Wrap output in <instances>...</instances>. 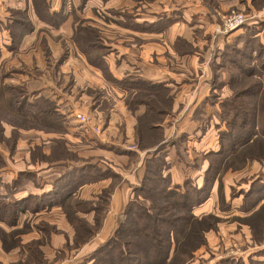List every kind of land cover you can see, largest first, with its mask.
Masks as SVG:
<instances>
[{"label": "rangeland", "instance_id": "1", "mask_svg": "<svg viewBox=\"0 0 264 264\" xmlns=\"http://www.w3.org/2000/svg\"><path fill=\"white\" fill-rule=\"evenodd\" d=\"M2 1L3 2L0 3V12L5 13V15L8 17L1 19L0 25L1 23L3 24V29L6 31L7 35H10V37L11 32L9 30V26H11L13 20L20 19L25 23L27 22L28 25H30L32 31L34 24L38 23V21L36 19L32 21V18L28 17L27 12L35 11L37 17L39 18L38 13L44 15L45 10L49 11L50 7H52L50 6L49 1L45 3L44 0H32L31 4L29 5L25 3V7L23 8H18L17 0ZM131 1L132 0H123V2L116 7L109 5V11H111L112 13L119 12L124 16H132L133 14H136L138 12H145L150 5H153L154 9H158L162 8L165 3L182 7L185 6V4L189 3L192 8L203 9V13H198L197 15H194L192 17H187V21L188 19H190L191 22L189 24L186 20L181 19L185 24L190 25L191 29L188 31L187 35L176 33L175 40L173 42L174 48L179 55H176V58L180 61V67H173L174 70H185V62H183V58L180 57V55L184 51L197 59L198 65L195 69L193 68V70L191 71V76L188 79L192 82V85L188 86L189 84H187L186 86H184V88L179 89L187 92H192V96L189 98H185L182 97V94H180L179 92L178 96L174 99V97L171 96L167 90L159 93L158 96L149 95L151 94V92L148 93V91L152 90L150 89V86L148 84L152 83L142 79V77L140 76L142 74L141 70L134 69L131 71L132 74H124L122 79L120 80L128 84L129 87V89L127 90L128 93L127 95H125V98L122 102L119 101L120 98H118L113 93V91L108 88V86L104 84V82H102L101 79L95 77L93 73L85 70L81 62H78L73 55L70 56V60L68 59L65 63L60 65V61L62 58L60 54L64 51V49L68 48V45H72L73 43L75 45L74 37L76 36V32H79L80 25L77 26V30H75L69 37L67 35H63L65 37L63 39L53 37L54 39H50L49 41L48 47L50 51V57L52 58V62L50 63L52 64V70L50 69L51 72L49 73L50 75H48L49 80L53 79L54 77V81H51V84H53V86H55L66 96L71 98L70 100L76 108L87 110L88 113L79 112L88 115L90 118V121L88 123L90 128L89 130H87L86 134L84 133L87 138L88 132H90V137L99 135L102 132L104 124L107 120V117H105V113L108 114L109 112L110 114H112V119L118 118V120H121L120 126L116 125L118 126V129L119 127H122L121 129H123V131L121 130L120 133L121 139L123 138L126 144L132 146L133 149L137 148L139 151H141L142 154L141 157L132 154V157H129V159H131L130 161L125 159V161L123 162V166H121L124 171L128 172L129 170L133 171L134 169L138 170L141 169L140 166H142L144 168V177L147 168V161L153 158L154 153L157 152L156 150L160 148L157 147L160 144V146L163 147H161L158 152L160 153V150L163 149V152H161V156L165 160L164 165L162 164V168H164L161 169V171L164 175H167L166 170L169 169L171 161L169 163V161L166 160L165 150L167 142L173 141L175 142V147L173 148L172 154L179 155L181 156V158H183V162L181 161V164L186 163L187 171L189 174H191L188 180L191 181L192 186L202 188V192H199L200 194H202V202H204L205 199L209 198L210 193H213L215 197L216 194H218V207L220 212L213 211L196 216L192 211L195 217L201 218L202 223L199 222L200 220H198L196 222L197 227L194 223V225L187 231L186 236H182V232L177 231L178 233L176 234V238L179 239V241L177 242L178 244L182 240L187 241L188 238H191V246H189V248L181 246L179 248L180 250L177 251V255L180 257H184V259L186 260L185 264H264V198L259 195L257 196L258 193L264 192V181H262L260 178H257V175H259L260 173H257V170L251 167V164L255 162V160H257L258 162H262L264 160V138H262L263 140L258 141L259 143L255 146V149L261 150L260 152H262L261 159L248 158L243 159V161H238L239 157L232 158L230 159V162L232 164H228L229 169H221L219 175L208 181L207 185L205 181V171L207 167L205 166H208V160L211 158L209 156L210 152L214 151L207 152L204 149L200 150L197 142H188V136L193 135L196 138L192 139L200 140L202 134L205 132V130H200L198 133L194 132L195 124L191 122V120L194 121V119L197 118L198 113L200 116L201 108L205 106L207 107L209 104L215 105L216 108L221 110L223 102L230 100L233 96L230 78L231 76H235V70L232 69L231 66L227 65L229 62L227 61V56L228 54H230L231 56L234 55L231 50L235 46H243V44L246 42L245 39L248 37L246 36L248 33L246 35L243 34L242 39H234L230 43H227L225 46L222 45V43H219V36H227V34L231 33V31L226 33L221 31L220 26L223 17L230 15L232 12L241 13L246 18L245 23L243 24V26H245L250 18H254V15L257 14L259 10H262L264 8V0H232V2L234 3L230 2L231 0H158V5L160 6H158L156 2L152 4V2L155 0H135L140 4L135 3L130 6ZM82 2L84 3L83 0H80V3L77 5V10H81ZM9 3H11V6L7 7ZM62 9L63 7L59 11H61ZM105 9V6H103L102 8L97 10H99V12L103 14L104 12H106ZM75 11L76 9H70V12L72 14H75ZM20 13H24L23 16ZM200 16H205L206 18H208L213 23V25H215V23L218 24L217 27V24L213 26V32L212 30H210V28L205 29V26H201L202 28L199 27V25L202 24L199 23L201 21H198ZM41 21L47 23L43 20ZM98 26L100 28H103L102 25ZM96 30L98 33L102 34V32L98 30V28H96ZM29 32H27V34ZM101 34H99V37L102 40L101 36L104 37V33L102 35ZM166 34L167 33L162 34L161 37L157 39V43L161 47L165 48V51L161 52V57L165 58V42L168 41L165 36ZM108 35H112V37H120V35L122 34L121 30L119 29L117 31H113ZM23 37L24 36L18 39L17 36L16 42L14 43L10 41L7 46H9L11 50H17L19 44H21L22 42ZM42 39H40V41ZM151 41V39H145L140 36H133L130 39V42L127 43V41L125 40L124 45L134 49L135 52H138L135 48H139L141 44L150 43ZM35 44L36 42L33 45L26 46V49H22V52H19L18 56L8 57L6 64H2V68H4V70H7L11 68L10 66H15L18 68H23L25 69V71H28L27 68H29L33 71L32 75L36 79L42 74H46L49 65H47L46 63L48 59L45 56V64H42L40 45ZM27 48H29L30 51L24 52L27 50ZM49 51L47 50V56H49ZM92 54H95V52H93ZM233 57L241 63L246 60L239 55H234ZM30 64L33 65L31 66ZM2 68L1 75L3 72ZM166 69L170 70L171 68L169 67ZM263 75L264 73L253 78L262 82ZM226 76L228 78L230 77V80H228V82ZM18 81L19 80L8 78L5 79L2 85H0V89H2L3 87L7 88L6 92H4L2 96L0 95V202L11 204V198L23 194L25 190L30 191L32 189H36L38 192L42 189H45L46 191V189L48 190V188H50L48 184L42 181V179L37 176L36 172H34L36 171L37 166H33L32 163H42V165L47 166L50 164L63 166V174L61 175V180L63 181L70 180L74 176L73 169L75 168V165L89 164L95 166V168L100 172H104V175H106V178H108L109 182L100 185L102 186V189L96 196L97 198H80L75 200L73 199V201L71 199V201H69V203L66 204L65 207L63 206L62 212L64 218L66 219L67 223L73 228V234L72 236H69L66 233V241L61 245V248H64V250L61 249L59 252L55 253L52 259L46 258V260L45 258H43V254L41 255L42 251L39 248L41 242L37 241V239L41 237V233L39 232V230L44 232L45 234H48L52 230H57L55 227L49 228L48 226L50 225L46 220L48 219L51 221L58 219L61 217V214L58 215V211H48L47 213L43 212L47 211L44 210V207H46L44 204H38V212L41 211L45 214L40 216L29 215L20 217L19 214L14 222H10L12 217L11 207L9 206L6 208H2L0 210V241L7 250L11 249V256L14 255L15 258H17L19 253V255L23 259V261H21L19 264H47L46 261H52L50 262V264H52L56 261H64L68 256L74 255L72 254L73 251L77 253V250L80 248V246H82L85 242L91 240L95 236V244L99 245L96 248L92 249L90 251L91 253H89L86 258L80 260L79 263L93 264V260L91 259V257L94 251L100 245L105 244L115 236V230L118 224L124 219L123 213L126 205L122 206L120 211L117 213L115 212V208L117 206H108L109 198L114 191L113 189L121 181V179L115 177V172L110 167L105 166L104 161L106 160V157L99 151H96L95 149L97 148H93L95 152H91V149H89V147H87L86 145L76 144L70 140L66 142L65 140L60 138H56V143L53 145L51 144L49 148H46L45 144L40 145L35 143H33L35 145L32 144L28 146V142L26 145H19V129L28 130V128L24 127L21 124L19 127H17V125H14L15 127L13 128V126L11 125L12 114L11 109H9V105L7 104V98L8 96H10V94L18 93V91H13V93L11 91V93H9V89L16 88L19 91H23L19 88H25V86L23 85H27L29 88L30 85L22 83L17 84L16 82ZM120 81H116L115 83L120 86ZM143 81L145 83H142ZM31 83L33 86L35 85V82L31 81ZM87 85L94 88H90ZM82 87H85L86 91L91 94V99L90 96H87L83 92ZM139 88L144 89V91H146L148 94H139ZM94 89L96 90V92L92 94V90ZM199 90H201V92L203 91V93H198L197 95H195V92H200ZM172 93L176 95V91H172ZM137 95H143L142 97L140 96L142 100H149L150 103L148 104V106H151L154 111L147 115H150L151 119H153L154 124L152 125L157 127L155 131L151 132L150 130L146 129L145 131H143L144 127L147 128L149 127L148 125H152L147 123L148 116L143 117V115L146 114L145 112H148V107L145 105L146 102L138 103ZM196 101L199 102L194 107ZM257 101L258 100H256V102ZM173 102H175L176 104L175 113L171 117H169L166 122L165 119L172 110ZM160 109H163L164 111L162 115H159V113L156 112V110ZM189 110H194V117L192 118V115L190 116V118H192L190 122L188 116ZM209 110L212 109L209 108ZM139 116H142L143 119L141 120L142 117ZM37 128L31 127V129ZM95 128H98L97 132H95ZM170 130H172V133L167 135V132H169ZM138 131H140L141 133ZM59 134L63 133L61 132ZM156 135H158L159 138ZM215 136L216 135L213 132H210L207 140L209 138L215 139ZM121 139L119 140V143L121 142ZM157 143L159 144L157 145ZM249 152L251 155H256L257 157L260 156V154L257 155L253 151ZM252 152L254 154H252ZM14 160H17L18 162H13ZM140 162L141 164L139 166ZM10 163H14V165H17L15 168H18V170L15 171L14 168H11V170L14 172L12 175L7 176L8 173L5 172H8L6 168ZM148 166L150 165L148 164ZM154 171L156 172V169ZM226 173H228L227 175H229V177L231 178L229 181H232V177L235 181L230 182V184L227 182V180L226 182L223 181L222 176ZM143 177L137 182L130 181L126 187L130 192L129 200H131L132 198V201H139L140 205L142 204L143 206L148 207V201L143 199V195H140L136 191V188L141 184ZM57 181H55V185H58ZM248 181L251 182L248 191L245 192L244 189H241L244 194L242 197V204L239 205V207L241 211H245V213L250 212V214L245 216H228L226 211L230 208V200H228L227 203L224 204V200H222L219 195L221 187L224 186V190H229V194L232 196L236 194L238 186H240L241 184H245ZM11 186L17 187V189H11ZM55 191L56 190H53L51 188L48 190V193ZM48 193L45 195L51 197V194L49 195ZM98 197H106V201H101V198L98 200ZM35 198L36 197L32 199H34L35 201ZM86 201H88L90 206L82 204ZM256 203H260V205L257 209L252 210ZM30 206H32V203ZM50 207H52V204H48L47 208ZM87 208L92 209L90 211H94L93 222L89 221L91 219L88 216H84V214L90 212H84L87 210ZM104 212H107L108 214L112 212V219L108 220L110 222L109 230L108 228H101L100 225V219H102L103 217L102 216L100 218V216L103 215ZM223 212L225 213L223 214ZM105 216L102 220H106ZM12 225L16 227H13ZM6 228L10 229H8L7 231ZM30 230H35L40 236L34 238V236H36L34 235V231L30 233ZM198 230L202 231L201 236L203 238V242L197 245L196 239L198 235L196 234V231L198 233ZM68 232L71 233L70 231ZM31 237L32 239L29 240ZM100 240H103V242L99 243ZM43 242L45 243L44 237ZM177 243L173 244V247H176ZM183 251H191V255L185 256L181 253ZM87 252L82 253L81 256H83L85 253L87 254ZM171 253L172 255L174 253L172 249ZM80 257H78L77 259H79ZM68 259L70 258L68 257ZM9 264H11V262H9ZM64 264L67 263L64 262Z\"/></svg>", "mask_w": 264, "mask_h": 264}, {"label": "crops", "instance_id": "2", "mask_svg": "<svg viewBox=\"0 0 264 264\" xmlns=\"http://www.w3.org/2000/svg\"><path fill=\"white\" fill-rule=\"evenodd\" d=\"M46 3L49 1L50 3V10L48 11L50 15L60 14L62 21L58 23L56 26L46 24L39 21V18L37 17L35 11H28V17L32 18V21L36 19L38 23L34 24V27L31 32L28 34H24L21 44H19L17 50H11L7 44L10 43L11 37L10 35L6 34V31L3 29V24L0 25V85H2L5 81V79L12 78L19 80L16 82L17 84H29V89L38 91V95H43L46 98L50 97L52 100H54L55 103V111L60 116H65V121L61 123V128L63 131H61L63 134H59L57 132H46L42 129H28V130H20L19 134V145H26L28 142V146L35 144H45L46 148H49L51 144H55L57 140L56 138H60L65 140L66 142L68 140L73 141L76 144H83L89 147L91 149V152L99 151L102 153L106 160L104 161L105 166L110 167L121 179V183L119 182L115 187L114 191L112 192L110 198H109V205L108 206H117L115 209V212H119L121 207L126 205V203L130 199V192L127 189V185L130 181L137 182L141 180L144 173V168L140 166L141 162L139 163V166L141 169H134L129 170L128 172L124 171V169L121 167L123 166V162L125 159L130 161L129 157H132V154H135L139 157H141V151H139L137 148L133 149L132 146H129L125 143L123 138L121 139L120 133L122 127H119L116 125L121 124V120L112 119V114L108 112V114L105 113V117H107V120L104 124V128L102 129V132L99 135H94L90 137V132H88V138L86 137V132L89 129L81 128V126L78 125L77 121L74 119V113L75 112H83L88 113L87 110L78 109L75 107V105L72 103L68 96H66L64 93H62L60 90H58L53 84H51V81H54L53 79L49 80V73L52 70V64H50L52 61V58L50 57V51H49V41L50 39L54 38H65L63 35H67L68 37L73 34V32L76 30L77 26H91L93 28H98L99 31L104 33V37H102L103 46L106 48L108 52L104 53L102 55L103 58V64L104 68L101 69L99 66H93L88 63L86 60V57L83 53L80 52V50L74 45H68V48L64 49V51L60 54V56H64L62 60L60 61V65L65 63L68 59L70 60V56H74L78 62H81L83 68L87 70L90 73H93L95 77L99 78L110 88L113 93L120 98L119 101L123 102V99L125 98V95H127V91L120 87L116 81H120L123 77V75L127 73H131L132 70H141L142 74L140 75L142 79L149 81L152 83V85H159L160 88L155 89L154 91H160L161 93L163 91H168L171 96L174 97V99L178 96V93L182 94V97H191L192 92H187L184 90H179L181 88H184L187 84L188 86L192 85V82L189 81V77L191 76V71L193 68L195 69L198 65L197 59L188 54L187 52H182L180 55L181 58H183L185 70L179 69L180 71L174 70L173 67H180V61L177 60L176 55L177 52L174 48V40L176 33H180L183 35H187L188 31L191 29L190 25H188L190 22V19L187 21V17H192L194 15H197L198 13H203V9L201 8H192L189 3L185 4V6H175L174 4H167L165 3L162 8L154 9L153 5H150L149 8L144 12H138L136 14H133L132 16H124L121 13H112L109 11V5L116 7L120 3L123 2V0H108L106 2H103L102 0H83L84 3L82 4L81 10H77V5L80 3V0H45ZM227 1V0H225ZM3 1L0 0V3ZM32 0H17L18 8L25 7V3L28 5L31 4ZM156 2V4H159L158 0H155L152 2V4ZM232 2V0L230 1ZM140 4L136 2L135 0L131 1L130 6L133 4ZM234 3V2H232ZM63 4V5H62ZM62 5V6H61ZM11 6V3L7 5ZM105 6L106 12L103 14L99 12V10ZM160 6V5H158ZM63 9L59 11L61 8ZM182 7V8H180ZM76 9L75 14H72L70 12V9ZM1 10V6H0ZM108 10V11H107ZM254 10V9H253ZM59 11V12H58ZM65 16V17H64ZM254 18H250L245 26H242L238 29H235L231 31V33L225 35L219 36V43H222V45H226L227 43H230L234 39H241L243 37V34L246 35L247 33H251V38L253 39L254 43L261 46L264 50V8L262 10H259L257 14L254 15ZM5 17H8L5 15V13L0 12V20L4 19ZM27 18V17H26ZM181 19H184L187 21L188 24H185ZM180 21V22H178ZM196 21V20H194ZM201 21L199 23H202L199 25V27H204L205 29L210 28L213 32V23L206 18L205 16H200L199 20ZM98 25H102L103 28H100ZM218 24L216 25V27ZM201 27V28H202ZM95 28V29H96ZM121 30L120 37H112L111 34L113 31ZM208 30V31H210ZM8 33V31H7ZM167 33L165 36L168 39L166 44V58L161 57V52L165 51V48L161 47L157 43V39L161 37L162 34ZM101 34V33H99ZM101 34V35H102ZM43 36V39H42ZM133 36H140L145 39H151L152 41L150 43L141 44L139 48H135L138 52H135L134 49L125 46L124 41L126 40L127 43L130 42V39ZM54 37V38H53ZM40 39H42L40 41ZM48 41V42H47ZM36 42L35 45H40V52L42 54V64H45V59L47 57L48 61H46L48 68L46 74H42L41 76L34 78L33 71L29 68L28 71H25L23 68H18L15 66H10V69L4 70L2 68V64H6L8 57L18 56L19 52H22V49H26V46L33 45ZM46 42V44H45ZM42 43V45H41ZM240 47V45H238ZM70 47V48H69ZM35 50V49H33ZM47 50L49 51L47 56ZM30 51L29 48H27V52ZM256 53L254 52V55ZM46 56V57H45ZM179 56V55H178ZM187 57V58H186ZM187 59V60H185ZM31 65V64H30ZM33 65V64H32ZM31 65V66H32ZM229 65V64H227ZM230 66V65H229ZM171 68L170 70H167L166 68ZM1 68H2V75H1ZM51 69V70H50ZM130 71V72H128ZM264 73V71H263ZM132 74V73H131ZM230 78V77H229ZM227 76V82L230 80ZM115 80V81H114ZM31 81L35 82V85L33 86ZM88 86V85H87ZM86 87V86H85ZM83 88V92L91 97V94H89L86 91V88ZM90 88H94L91 86H88ZM178 90V91H177ZM172 91H176V95L172 93ZM200 92H195L197 95L198 93H203L201 90ZM96 92V90H92V94ZM199 101H196L194 104V107L198 104ZM215 105H209L206 107H202L199 113L197 115V118L192 121L191 119L194 117V110L188 111L189 116V122L191 120L192 123L195 124V131L198 133L200 130H205V132L202 134L201 139H192L196 138L193 135L188 136V142L195 143L197 142L200 150L205 151H218L220 147V135L219 132L224 131L225 123L222 121L220 117V109L213 108ZM212 109V110H209ZM176 110V104L173 102L172 110L167 115V118L165 121L167 122V119L171 117ZM89 111V110H88ZM90 112V111H89ZM192 115V118L190 116ZM12 127V126H11ZM14 128V127H13ZM197 128V129H196ZM210 132H213L216 136L215 139L208 138V135ZM85 133V134H84ZM119 133V134H118ZM172 130L167 132V135L171 134ZM94 137V138H93ZM121 139V142L119 143V140ZM33 144V145H35ZM175 142L169 141L166 145V160L171 161L169 169L166 170L167 175L170 177L171 185H181L183 182L190 178V175L187 171L186 163L181 164V161L183 162V158L179 155H173V148L175 147ZM97 148V149H93ZM169 157V159H168ZM175 159V161H174ZM13 162H18L17 160H14ZM250 164V163H249ZM33 166L36 167V174L39 178L42 179L45 183L48 184V186L51 189L53 188V182L57 180L62 174L64 167L57 164H50V165H42V163H32ZM248 165V163H247ZM12 166V167H11ZM17 165H14V163H10L6 170L8 172L7 176H10L13 174L14 171L11 170V168H14V170H18V168H15ZM84 164L75 165L74 167H82ZM207 167V166H205ZM251 167L257 170V173H260L257 175V178H260L262 181H264V160L262 162H258L255 160L251 164ZM33 171V170H32ZM233 173V172H232ZM222 176L223 181L230 184V182H234V178L232 177V181H229L231 178L229 175ZM227 175V176H226ZM231 175V174H230ZM6 176V177H7ZM194 176V174H193ZM225 177V178H224ZM203 181V180H202ZM201 181V183H202ZM108 178H102L95 182H87L81 184L77 189L71 194L70 201L72 199H89V198H97L96 196L98 193H100L102 189V184L108 183ZM219 182V180H218ZM251 182L248 181L245 184H241L238 186L236 190V194L230 195L229 190H224V186L221 187L219 195L222 200H224V204L227 203L228 200H230V208L227 209V215L228 216H245L250 214V212L245 213V211H241L239 205L242 204V197H243V191L241 189H244L245 192L248 191V188L250 186ZM107 186V185H106ZM11 189H17V187L11 186ZM216 189V187H215ZM48 190L42 189L41 191H38L36 189H32L30 191H24L23 194L17 195L16 197L11 198L10 202L14 203L17 201H20L22 199H25L27 196L32 197H45L48 193ZM55 193V192H54ZM53 192L48 193L49 195L54 194ZM65 194V191H57L56 197H55V203L52 204V207L47 208L48 205L44 204L46 207H44L43 211L47 213L48 211H58V215L61 214V217L55 220H46L50 227H55L57 230H52L48 234H45L44 232L40 231L41 237L37 239V241L41 242L40 249H41V255L43 254V258H50L52 259L55 255V253L59 252L61 249L64 250V248H61L62 243H65L67 235L72 236L73 228L67 223L66 219L64 218L63 212H62V206L60 205L61 196ZM60 195V196H59ZM218 194H216V197L213 195V193L209 194V198L205 199L204 202L196 205V207L193 208V213L196 216L203 215L205 213L209 212H220L219 210V201H218ZM261 196L264 198V192H260L257 194V196ZM55 196V194H54ZM224 198V199H223ZM43 200V199H42ZM34 199H30L29 206L32 203V206L28 207L23 212H19L18 215L20 216H29V215H43L45 213L38 212V206H34ZM88 202V201H86ZM260 203H256L252 210H255L258 208ZM49 209V210H48ZM123 209V208H122ZM92 209H87L84 212L90 211ZM38 212V213H37ZM104 212L103 215L100 216V218L103 216L106 217V220L100 219V225L101 228L104 227V229L110 227V222L108 220L112 219V212L107 213ZM225 212H223L224 214ZM115 215V214H114ZM84 216H88L93 222L94 217V211H90ZM35 217V216H34ZM13 226V225H12ZM63 226V227H62ZM16 227V226H13ZM10 228H6L8 231ZM34 231V238L39 237L40 235ZM30 230V233H32ZM66 231V232H63ZM70 231L71 233H69ZM43 237L45 238V243L43 242ZM94 238V239H93ZM91 240L85 242L80 248L77 250V253L75 251L72 252L74 255L68 256L64 261H56L52 264H79L80 260L87 257L90 251L94 248H96L99 244H95L96 239L95 236ZM32 237L29 239L31 240ZM103 242V240H100L99 243ZM98 243V242H97ZM64 245V244H63ZM11 249L7 250L0 241V264H19L21 261H23L22 257L19 255L17 258H15L14 255L11 256ZM88 251V252H87ZM85 253L83 256H81L82 253ZM77 254V255H76ZM45 256V257H44ZM67 256V255H66ZM75 256V257H74ZM81 256V257H80ZM25 257V255H24ZM80 257L79 259H77ZM72 259V261H71ZM77 259V260H75ZM47 260V259H46ZM75 261V262H74ZM47 264H50L52 261H46ZM60 262V263H59ZM23 263V262H22ZM86 264V263H85Z\"/></svg>", "mask_w": 264, "mask_h": 264}, {"label": "trees", "instance_id": "3", "mask_svg": "<svg viewBox=\"0 0 264 264\" xmlns=\"http://www.w3.org/2000/svg\"><path fill=\"white\" fill-rule=\"evenodd\" d=\"M20 14L23 16L24 13ZM38 15L40 20L47 22L46 24L49 25L55 26L62 21L60 14L53 16L47 10H45L44 15L39 13ZM9 30L11 32V42L15 43L17 36L18 39L22 38L24 34L31 31V27L27 22L17 19L13 20ZM250 35L251 33L246 35L248 37L245 39L246 42L243 46L239 47L237 45L231 50L234 55H239L246 59L244 62L241 63L236 60L233 57L234 55L228 54L227 56L228 64L235 70V76L230 78L233 96L230 100L223 102L220 110V117L225 123L226 129L218 134L221 139L218 151L210 152L209 154L211 158L208 160V166L205 171L206 185L208 181L219 175L221 169H229L228 164H232L230 162L232 158L239 157L238 161L248 158H262L261 150L255 149V146L259 143L258 141L264 138V75L262 82L255 80L253 77L263 74L264 50L261 46L254 43ZM74 38L76 47L85 55L88 63L104 68L105 64H103L102 55L107 50L104 48L97 30L91 26H79V32H76ZM93 52L95 54H92ZM254 52L256 53L255 55ZM120 83L123 89L126 91L129 89L128 84L123 81H120ZM142 83L145 82L143 81ZM148 85L152 90L148 91V93L151 92L149 95L158 96L161 93L157 90L154 91L160 88L159 85ZM23 86L25 88L18 87L23 91H19L16 88L9 89V93L18 91V93L10 94L7 98V104L12 114L11 125L19 127L21 124L28 129L38 127L37 129H42L46 132L61 133L63 131L61 123L65 121V116H60L56 113L54 100L50 97L46 98L43 95H38V91L30 90L27 85ZM6 90L7 88L5 87L0 89V95L2 96ZM138 90L139 94H148L142 88ZM140 96L142 97L143 95H137L138 103L146 102L145 105L148 107V112L142 115L143 117L148 116L147 114L154 110L151 106H148L149 100H142ZM256 100H258V103ZM156 112L159 115L164 113L163 109L156 110ZM147 119L148 124H154L150 115ZM148 126L150 128L144 127L143 131L146 129L152 132L157 129L153 125ZM156 136L159 138L158 135ZM157 147L161 148L163 146L159 144ZM160 148L156 150L157 152L154 153L153 158L147 161L146 173L141 184L136 188V191L143 195L142 198L148 201V207L140 205L139 201H132V198L127 202L123 213L124 219L118 224L115 236L94 251L91 257L93 264H185L186 260L184 257L178 256L177 251L180 250L181 246L189 248L191 246V238H188L187 241L182 240L178 244L179 239L176 238V234L179 231L182 232V236H186L187 231L194 223L196 226L198 220L201 222V218L195 217L192 210L202 202V194L199 193L202 192V188L192 186L191 181L188 179L181 185H171L170 177L164 175L161 171L164 168H162V164L164 165L165 160L161 156L163 149L160 150V153L158 152ZM249 151H253L257 155L260 154V156L251 155ZM253 152L252 154H254ZM155 169L156 172L154 171ZM73 174L74 176L70 180L63 181L61 176L57 179L58 181L55 180L58 184L55 185V181L53 182L52 189L56 190L55 193L53 192L55 196L52 194L51 197H36L34 206H39L38 204H54L57 191H65L59 202L62 207H65L70 201L71 194L81 184L95 182L106 177L104 172H100L95 166L89 164L75 167ZM114 175L119 178L116 173ZM32 198L34 197L27 196L25 199L11 204L0 202V210L10 206L12 213L10 222H14L18 213L28 208L26 206H29V201ZM100 198L98 197V200ZM100 200L106 201V197H102ZM82 204L90 206L88 202ZM201 233V230H198V233L196 231L198 235L196 239L197 245L203 242ZM175 243H177L176 247H173ZM171 249L174 251L173 255ZM181 253L185 256L191 255V251H183Z\"/></svg>", "mask_w": 264, "mask_h": 264}, {"label": "built area", "instance_id": "4", "mask_svg": "<svg viewBox=\"0 0 264 264\" xmlns=\"http://www.w3.org/2000/svg\"><path fill=\"white\" fill-rule=\"evenodd\" d=\"M245 16L241 13L232 12L230 15L224 16L222 19V23L220 26L221 31L223 32H230L235 29H238L243 26L245 23ZM74 119L77 121L78 125L81 126V128L89 129V121L90 118L88 115H85L83 113L75 112L74 113ZM94 130V129H93ZM96 130V131H95ZM95 132L98 131V128H95Z\"/></svg>", "mask_w": 264, "mask_h": 264}]
</instances>
